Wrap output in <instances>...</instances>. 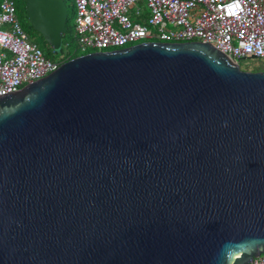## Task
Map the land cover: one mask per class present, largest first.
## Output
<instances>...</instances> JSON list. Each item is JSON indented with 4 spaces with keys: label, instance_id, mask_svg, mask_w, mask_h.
I'll use <instances>...</instances> for the list:
<instances>
[{
    "label": "water",
    "instance_id": "1",
    "mask_svg": "<svg viewBox=\"0 0 264 264\" xmlns=\"http://www.w3.org/2000/svg\"><path fill=\"white\" fill-rule=\"evenodd\" d=\"M61 47L66 0H24ZM264 252V56L141 41L0 94V264H249Z\"/></svg>",
    "mask_w": 264,
    "mask_h": 264
},
{
    "label": "built area",
    "instance_id": "2",
    "mask_svg": "<svg viewBox=\"0 0 264 264\" xmlns=\"http://www.w3.org/2000/svg\"><path fill=\"white\" fill-rule=\"evenodd\" d=\"M82 51L149 40L209 41L231 57L264 56V0H74ZM64 54L44 55L22 27L15 0L0 2V94L53 69ZM249 264H264V252Z\"/></svg>",
    "mask_w": 264,
    "mask_h": 264
},
{
    "label": "trees",
    "instance_id": "3",
    "mask_svg": "<svg viewBox=\"0 0 264 264\" xmlns=\"http://www.w3.org/2000/svg\"><path fill=\"white\" fill-rule=\"evenodd\" d=\"M0 2H1V0H0ZM15 2H16V11H17L18 19H19L22 27L27 32L28 36L31 39L35 40L39 44V46L43 50V53L46 57L53 59V58H56L57 56H59L60 54H64V56L61 59L63 61V60L69 59V58L79 54V53H77L75 46L72 45V41H73V39L76 40V37H75V32H74V24L70 23V13H69L70 4L68 3V0H66L67 6H68V17H67V21H66V29H65L63 36H62L61 47L57 50L52 49L49 46V44L47 47L43 46V43L41 41H39V39H37L35 33L38 31L32 27V25L30 24V22L26 16L24 0H15ZM73 12L75 14V7L73 8ZM40 36L42 37L41 34H40ZM42 39L47 43V41L43 37H42Z\"/></svg>",
    "mask_w": 264,
    "mask_h": 264
},
{
    "label": "rangeland",
    "instance_id": "4",
    "mask_svg": "<svg viewBox=\"0 0 264 264\" xmlns=\"http://www.w3.org/2000/svg\"><path fill=\"white\" fill-rule=\"evenodd\" d=\"M68 3L70 4V9H69V13H70V23L74 24V12H73V8H74V0H68ZM37 39H39V41H41L43 43V46L47 47L48 43H46L42 37L40 36V34L38 32L35 33ZM72 45L75 46L77 53H83L85 51H82L80 49V47L78 46V43L75 39H73L72 41ZM91 51V50H90Z\"/></svg>",
    "mask_w": 264,
    "mask_h": 264
}]
</instances>
